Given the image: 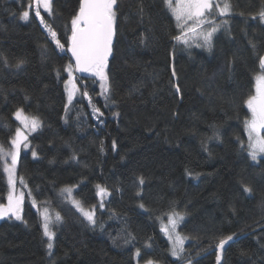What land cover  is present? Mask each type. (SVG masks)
I'll return each mask as SVG.
<instances>
[{"label": "trees", "instance_id": "1", "mask_svg": "<svg viewBox=\"0 0 264 264\" xmlns=\"http://www.w3.org/2000/svg\"><path fill=\"white\" fill-rule=\"evenodd\" d=\"M227 2L230 14L215 17L222 27L209 49L173 39L179 29L164 0H117L109 99L98 77L76 73L79 89L66 111L64 69L73 66L69 37L80 0H52L53 14L41 11L63 49L34 15V0H0V145L19 127L17 109L42 123L17 162L38 207L27 194L21 220H0V264H135L137 249L141 262L216 264V245L230 235L220 264H264V156L251 159L245 125V101L262 72L264 0ZM93 107L103 115L95 118ZM2 163L0 155L5 203ZM97 185L108 195L92 225L61 193L76 186L74 196L96 206ZM45 209L62 217L50 228L51 254ZM171 213L184 216L176 258L161 231Z\"/></svg>", "mask_w": 264, "mask_h": 264}, {"label": "snow or ice", "instance_id": "2", "mask_svg": "<svg viewBox=\"0 0 264 264\" xmlns=\"http://www.w3.org/2000/svg\"><path fill=\"white\" fill-rule=\"evenodd\" d=\"M164 3L167 10L175 17L177 28L179 29V35L173 37V39L188 47L195 44L196 47H208L209 49L212 46L213 35L222 27L221 24L216 23L215 17L229 15L231 9V5L227 0H164ZM221 3L223 6H221ZM34 4V15L39 18V22L47 29L51 39L55 41L56 46L63 49L64 46L57 38L56 31L41 15V8L48 15L53 14L52 0H34ZM115 7H118L117 0H80L79 10L71 19V36L69 37V50L75 58V70L81 73H90L93 77H98L101 89L100 95H102L105 100L109 99L110 94L109 77L105 69L108 66V58L112 54V42L116 21ZM259 16L261 19H264V11H261ZM29 17V10H25L21 13V19L28 20ZM209 17H213V19H209ZM205 25L212 26L210 30H205ZM253 47H255V45H253ZM22 63L23 61L18 62L17 66ZM259 66L261 71L264 72V56L260 57ZM64 70L69 75V80L65 81V85L67 86L69 83L72 84V88L68 92V100L69 103H71L73 94L77 90L74 77L72 76L73 66L69 64ZM57 75H59V72H57ZM172 75L173 77L176 75L174 70ZM82 87L87 88L88 86L85 84L82 85ZM174 87L176 91L179 92V86L174 85ZM82 95L88 96L87 91L83 92ZM89 103H91V98H89ZM245 103L251 111V118L245 121L249 141L248 147L250 149L248 154L251 159L255 161L258 155L264 154V74L256 76V93L249 96ZM93 112L94 114H99V116L103 115L100 108L97 107H93ZM114 115H118V113ZM14 116L30 133L42 127V123L38 117L25 115L22 108L17 109ZM99 116L97 118H99ZM21 141L25 142L24 147L27 148V136L22 133L20 128H17L15 137L10 142V147L15 150L5 151L3 145H0V155L11 157V167H5L4 169V171L8 173L9 185L15 184L13 173L17 164V156ZM113 146L115 147V142ZM32 154L34 157L36 156L35 151H33ZM189 175H191V173H189ZM139 183L141 185L144 183L143 177L139 178ZM96 187L98 196L103 197L107 195L106 188L100 185ZM243 191L245 193H251L252 189L244 185ZM63 192L66 194V198L70 199L73 206L88 220V222L95 225V206H93L91 210H85L79 201L72 198L71 188H66ZM22 198L23 194H21L20 197H15L10 192L7 197V205H0V217L8 216L9 213H11L16 220H21L20 205ZM99 206H104L103 201L100 202ZM140 207L143 208L144 206L140 205ZM42 215L43 234L49 240L47 248L51 254L53 248L51 241L55 234L50 228L61 222L62 217L59 213H56L53 218L50 216L47 209L44 210ZM183 219L184 216L180 213L168 214V225H162L161 228V231L167 235L168 240L172 243L171 254L174 257H179L184 251V238L176 232L177 225ZM233 239L234 235L219 239L216 245L218 252L222 253L225 246L233 241ZM135 254L136 256H140V249H137ZM216 260L217 264H220V254L217 255ZM148 264H152V262L148 261ZM188 264H192V262L188 261Z\"/></svg>", "mask_w": 264, "mask_h": 264}, {"label": "rangeland", "instance_id": "3", "mask_svg": "<svg viewBox=\"0 0 264 264\" xmlns=\"http://www.w3.org/2000/svg\"><path fill=\"white\" fill-rule=\"evenodd\" d=\"M34 11H35V4H34ZM41 11L42 12H45L42 8H41ZM43 26V25H42ZM44 27V26H43ZM45 28V27H44ZM46 29V28H45ZM47 30V29H46ZM205 30H210V29H206L205 28ZM107 68H108V66H107ZM107 68L105 69V71H106V73H107ZM85 74H90V73H85ZM262 74H264V72H261L260 74H258V75H262ZM90 75H92V74H90ZM72 76L74 77V83H75V85H76V91L74 92V94H73V99H74V97H75V95L77 94V92H78V89H79V84H78V79L79 78H77L76 77V72H75V70H74V67H73V72H72ZM69 80V76H68V78H67V80L66 81H68ZM71 88H72V84L71 83H69L67 86L65 85V90H66V94H67V108L70 106V104L71 103H69V100H68V92H69V90H71ZM254 93H256V79H255V89H254ZM73 99H72V101H73ZM250 110V109H249ZM17 111V110H16ZM24 111V110H23ZM92 113L94 114V112H93V108H92ZM250 113H251V111H250ZM24 114L25 115H27L25 112H24ZM29 116V115H28ZM15 117V116H14ZM94 117L95 118H97V115L96 114H94ZM17 120V119H16ZM40 120V119H39ZM18 121V123H19V127L18 128H20L21 129V131H22V133L24 134V135H26L27 136V141H26V143L28 144V147L27 148H25L24 147V141H21V144H20V146H19V153H18V156H17V162H18V157H19V154L22 152V151H26L28 148H29V141H28V137H29V135L31 134V133H33V132H29L26 128H24V126H23V124H21V122L19 121V120H17ZM14 137H15V135H14ZM13 137V138H14ZM12 138V139H13ZM11 139V140H12ZM4 148V150L5 151H14L15 149L14 148H11L10 147V145L9 146H7V147H3ZM35 151V150H34ZM36 152V151H35ZM36 155H37V153H36ZM260 156H264V154H260V155H258V157H257V159L260 157ZM2 165H3V170L5 169V167H11V157L10 156H7V157H5V156H2ZM17 165L18 164H16V167H15V171H14V173H13V179H14V181H15V184L14 185H9V183H8V193H7V197H8V194L11 192L15 197H20L21 196V194H23V198H22V201H21V205H20V215H21V217H22V212H23V205H24V201H25V198H26V195L28 194V195H30V199H31V202H32V204H33V206L35 207V208H37L38 206H37V202L35 201V199L33 198V197H31V194H29V190H28V186H27V184H26V182L18 175V173H17ZM5 172V175H6V178H7V182H8V173L6 172V171H4ZM22 181V182H21ZM100 186H102V185H100ZM102 187H104V186H102ZM66 188H71L72 189V194H71V196H72V198L73 199H75V200H77V201H79L80 202V200H78L75 196H74V191H75V189H76V186H64L62 189H66ZM104 188H106V187H104ZM61 189V190H62ZM107 189V188H106ZM62 197H64L65 196V199L67 200V202L71 205V206H73V204L71 203V201H70V199H67L66 198V194L62 191ZM107 195H108V189H107ZM107 195H104L103 197H101V196H99V203L95 206V213H96V210H97V208H102V207H100L99 206V204H100V202L101 201H103L104 200V198L107 196ZM81 203V205L83 206V208L85 209V210H91L92 208H93V206H85V205H83L82 204V202H80ZM0 205H7V199H6V202L5 203H1L0 202ZM73 208L77 211V212H79L74 206H73ZM43 212H44V210L42 211V213H41V215L43 214ZM79 214L80 215H82L80 212H79ZM172 214V213H171ZM83 216V215H82ZM6 217H14V216H12V214L11 213H9V215L8 216H3V217H0V220L1 219H3V218H6ZM84 217V216H83ZM15 218V217H14ZM180 223V222H179ZM42 225H43V215H42ZM164 225L166 226V225H168V217H167V219L165 220V222H164ZM179 225V224H178ZM178 225H177V228H176V232L182 237V238H184L182 235H181V233L178 231ZM52 242V241H51ZM170 242V241H169ZM184 242H185V238H184ZM170 245H171V248H170V253H171V249H172V243L170 242ZM184 245V244H183ZM182 254V253H181ZM180 254V255H181ZM218 254H220L221 255V261H222V253H218ZM171 256H172V254H171ZM174 257V256H173ZM174 258H176V257H174ZM221 261H220V263H221ZM151 262H152V264H158L157 262H155V261H152L151 260ZM135 264H148V261H146V262H141V261H139V256H136V254H135ZM216 264H217V262H216Z\"/></svg>", "mask_w": 264, "mask_h": 264}, {"label": "water", "instance_id": "4", "mask_svg": "<svg viewBox=\"0 0 264 264\" xmlns=\"http://www.w3.org/2000/svg\"><path fill=\"white\" fill-rule=\"evenodd\" d=\"M114 33H115V31H114ZM113 38H114V36H113ZM69 49H70V43H69ZM68 54H69V56H70V60H71V62H72V64H73V67H74V70H75V58L72 56L70 50L68 51ZM110 57H111V55H110L109 58H108V62H109ZM108 62H107V63H108ZM75 72H76L77 74H85V73H81V72L76 71V70H75Z\"/></svg>", "mask_w": 264, "mask_h": 264}]
</instances>
